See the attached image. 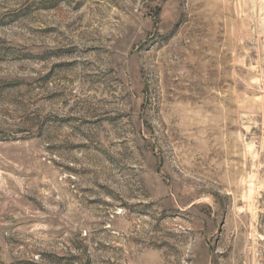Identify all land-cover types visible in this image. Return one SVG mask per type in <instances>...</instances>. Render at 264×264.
Returning <instances> with one entry per match:
<instances>
[{
	"label": "rangeland",
	"instance_id": "1",
	"mask_svg": "<svg viewBox=\"0 0 264 264\" xmlns=\"http://www.w3.org/2000/svg\"><path fill=\"white\" fill-rule=\"evenodd\" d=\"M0 264H264V0H0Z\"/></svg>",
	"mask_w": 264,
	"mask_h": 264
}]
</instances>
